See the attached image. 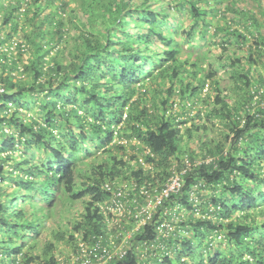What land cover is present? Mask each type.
I'll use <instances>...</instances> for the list:
<instances>
[{
    "label": "trees",
    "instance_id": "1",
    "mask_svg": "<svg viewBox=\"0 0 264 264\" xmlns=\"http://www.w3.org/2000/svg\"><path fill=\"white\" fill-rule=\"evenodd\" d=\"M263 27L264 0H0V264H99L135 223L101 211L104 183L141 205L174 174L109 264H264Z\"/></svg>",
    "mask_w": 264,
    "mask_h": 264
},
{
    "label": "built area",
    "instance_id": "2",
    "mask_svg": "<svg viewBox=\"0 0 264 264\" xmlns=\"http://www.w3.org/2000/svg\"><path fill=\"white\" fill-rule=\"evenodd\" d=\"M4 89L0 87V91H3ZM187 162V161H186ZM184 172V171H183ZM118 184V185H117ZM116 185V186H115ZM133 184H123V183H111L106 182L104 184L105 189L113 191V199L112 203L109 204L108 201L102 202L100 204L101 211L105 214H109V210L114 211V215L116 217V222L121 224V227H125V221L127 220V223L131 221V219H134L135 223L134 226H132L131 229L128 231L125 230H119L117 236L121 239V242L119 244L120 248H115L112 252L105 253L101 255L99 259V264H109L110 260L114 258V256H124L127 252L126 249L124 250L123 247L125 244L128 243L130 239H132V236L135 234L136 231L141 230L144 226H146L149 222L151 223L155 214V209L158 207V205L163 201L164 198L168 197L172 192L178 191L182 184H181V178L180 175L174 174L169 184L160 192L157 193V191L148 188L147 184L142 185L140 189V195L144 198V203L141 205L138 204V198L136 196L129 197L130 190H135L136 187L132 186ZM115 186V187H114ZM132 186V187H131ZM195 195V194H192ZM194 197V196H193ZM196 199V198H195ZM197 201V200H195ZM134 205L135 208L133 209L131 206ZM197 205V202L195 203ZM198 207V206H195ZM184 207L179 204L175 208V213L173 214V210H167L166 214H169V217H166L164 220H162L160 223L156 224V229L158 232L164 235H169L174 228V224L180 222L182 219L185 218L184 213ZM200 210H196V214H199ZM171 216V217H170ZM173 221L174 224H173ZM122 222V223H121ZM123 225V226H122ZM148 248H146L147 250ZM81 252L86 254L88 252V243L86 240L82 239L79 243V249ZM115 252V254H113ZM155 253L145 254L149 255L150 257L144 255H141L142 258L147 259L146 262L144 259L139 258V264H155L153 259H160L165 257H169L170 255L169 250L165 249L163 251H154ZM79 264H90L89 261L83 260Z\"/></svg>",
    "mask_w": 264,
    "mask_h": 264
},
{
    "label": "rangeland",
    "instance_id": "3",
    "mask_svg": "<svg viewBox=\"0 0 264 264\" xmlns=\"http://www.w3.org/2000/svg\"><path fill=\"white\" fill-rule=\"evenodd\" d=\"M218 49L217 48H214L213 49V53L215 54V53H218ZM211 60H214V57H211ZM203 65L205 66V67H207L206 66V62L204 61L203 62ZM224 74V73H223ZM220 76H221V74H220ZM224 76H226L225 74H224ZM221 83H222V86H230V84H231V82H230V78H228V76H226V77H224V78H222V76H221ZM232 87V86H231ZM214 95H215V93H214ZM209 124V127L210 128H212L213 130L212 131H210L211 132V135L213 136V137H215V138H219L220 137V133H219V127H220V125H216V127H214V126H212V124L211 123H208ZM203 136H201V137H203V139L204 140H206V138L208 137V136H206V135H204L203 133H201ZM195 141H196V139H195ZM197 145H198V142H197ZM199 147V146H198ZM126 175V174H125ZM88 198H89V196H85V198H83L82 200H80V201H76V208H77V211L75 212V213H73V215H70V214H68L67 213V215H66V217H65V220H64V223H66L67 222V224H66V226H68L69 228H71L72 227V221L74 220V218L75 217H80V215H82V210H83V208H84V206H85V204H86V201L88 200ZM53 224V223H52ZM55 228V226H54V224L52 225V226H50L49 228H47V229H49V230H53ZM48 230V231H49ZM44 234H45V230H44V232L43 233H41V235H40V237L38 238V242L39 243H43L44 242V240H46V236L44 237ZM201 258V256H200V254L198 253V254H196V256H195V259H196V261H198L199 259Z\"/></svg>",
    "mask_w": 264,
    "mask_h": 264
},
{
    "label": "clouds",
    "instance_id": "4",
    "mask_svg": "<svg viewBox=\"0 0 264 264\" xmlns=\"http://www.w3.org/2000/svg\"><path fill=\"white\" fill-rule=\"evenodd\" d=\"M261 33H260V36H264V27L263 28H261ZM262 45H264V44H260L259 45V47L261 48V46ZM219 48V51H220V47H218ZM218 51V52H219ZM223 73H225L223 70H222V72L220 71V73L219 74H223ZM254 75H257L258 77L260 76V75H262L263 76V78H264V60L263 61H261V64L260 65H258L257 66V68H256V70L254 71ZM254 87V86H253ZM205 90H208V85H206V87H205ZM249 92H252V93H254L255 92V89H253V88H250L249 89ZM147 167H148V165H147ZM123 179H120V180H118V181H116V180H107L106 182H111V183H119V182H121ZM105 182V183H106ZM104 183V184H105ZM122 183V182H121ZM98 202H100V203H98V205H99V207H100V204L102 203V202H105L106 200H97ZM100 209H101V207H100Z\"/></svg>",
    "mask_w": 264,
    "mask_h": 264
}]
</instances>
